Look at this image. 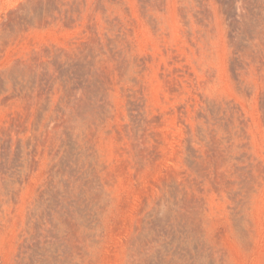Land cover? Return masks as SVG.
Returning a JSON list of instances; mask_svg holds the SVG:
<instances>
[{"label": "rangeland", "instance_id": "obj_1", "mask_svg": "<svg viewBox=\"0 0 264 264\" xmlns=\"http://www.w3.org/2000/svg\"><path fill=\"white\" fill-rule=\"evenodd\" d=\"M0 264H264V0H0Z\"/></svg>", "mask_w": 264, "mask_h": 264}]
</instances>
